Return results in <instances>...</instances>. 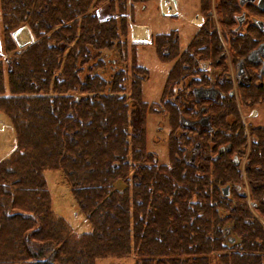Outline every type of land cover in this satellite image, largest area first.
<instances>
[{"label": "trees", "instance_id": "trees-1", "mask_svg": "<svg viewBox=\"0 0 264 264\" xmlns=\"http://www.w3.org/2000/svg\"><path fill=\"white\" fill-rule=\"evenodd\" d=\"M147 1L0 0V111L15 137L0 161V264L131 253L134 264H264V126L240 116L264 104V71L246 63L236 97L210 0H199L203 23L184 50L175 29L151 36L171 66L158 101H145V44L130 41L126 14ZM215 7L235 67L264 34L235 29L238 0ZM22 25L33 41L18 48L11 33ZM149 113L166 117L167 164L147 149ZM45 170L64 173L90 232L53 213Z\"/></svg>", "mask_w": 264, "mask_h": 264}, {"label": "rangeland", "instance_id": "rangeland-1", "mask_svg": "<svg viewBox=\"0 0 264 264\" xmlns=\"http://www.w3.org/2000/svg\"><path fill=\"white\" fill-rule=\"evenodd\" d=\"M180 11L177 15H164L160 9L158 0H148L144 4H135V15L143 22L150 25L152 33H166L176 29L179 34L180 50H184L187 43L197 31L198 27L191 24L190 20L199 12V0H175ZM102 7H108L104 5ZM100 9H98L99 11ZM132 12L129 11L126 16L132 22ZM110 16V15H109ZM108 16V17H109ZM217 17V16H216ZM217 27V24H216ZM218 29H220L218 25ZM130 30V27H129ZM128 30V32H129ZM221 31H219V35ZM1 44V43H0ZM224 50L227 49L223 44ZM138 63L148 68L150 77L142 83V97L145 101L157 102L163 88L167 71L171 63H161L155 53L152 45L137 47ZM228 54L230 51H227ZM0 53L1 45H0ZM257 110V114L255 111ZM240 110L241 120L246 126L248 123L254 126H264V104L249 111ZM0 119L3 120L5 127L0 130V161L9 155L14 149L15 137L8 118L0 111ZM147 130V149L154 152L159 164L168 163L167 153V132L168 125L166 117L162 114L149 113L146 120ZM249 149V141L247 150ZM245 156L242 159V163ZM43 176L46 180L47 188L51 198V210L54 214L63 217L70 225L72 231L76 234L87 233L91 231V225L86 221L85 216L79 210L76 202L70 193L69 184L61 170H45ZM118 185V184H116ZM122 186V184H120ZM246 192L248 187L246 185ZM135 256L131 253L124 257L107 256L98 258L96 264H134ZM12 264H28L27 262H15ZM211 264H217L214 257L211 258Z\"/></svg>", "mask_w": 264, "mask_h": 264}, {"label": "flooded vegetation", "instance_id": "flooded-vegetation-1", "mask_svg": "<svg viewBox=\"0 0 264 264\" xmlns=\"http://www.w3.org/2000/svg\"><path fill=\"white\" fill-rule=\"evenodd\" d=\"M238 5L241 7V12L240 14L237 16V26H236V30L242 29L241 33H244V28L249 25L252 24V26H255L262 34H264V31L261 29L259 22H261L262 24H264V9H261L258 6V0H238ZM217 14H216V7H215V0H210V13H209V17L214 21L215 24V30L217 32V35L222 43L225 44L223 38H222V34L219 35V31L220 29H218V19H217ZM199 20H196V22ZM217 24V27H216ZM198 30V29H197ZM178 32V31H177ZM196 33V32H195ZM194 33V34H195ZM221 33V32H220ZM193 34V35H194ZM179 35V34H178ZM192 38V37H191ZM190 41V40H189ZM261 45H264V42H261L255 49H253L244 60H240L236 66L234 67L232 65L231 62V57H230V53L229 56L227 57L228 54V50H224V55L225 58L228 62V67L231 66L234 68L235 70V75L237 77V81L235 82V84H237L238 82H242L245 80V78L247 77V72H246V63L252 66H256V65H260L262 68L261 72L264 71V50L262 52L258 51V61L257 63L255 62H250L248 60V57L250 56V54L254 51L259 50V47ZM224 47V46H223ZM261 53V54H260ZM257 60V57L255 55L254 57ZM241 68V71L239 72V69ZM236 86V85H235Z\"/></svg>", "mask_w": 264, "mask_h": 264}, {"label": "crops", "instance_id": "crops-1", "mask_svg": "<svg viewBox=\"0 0 264 264\" xmlns=\"http://www.w3.org/2000/svg\"><path fill=\"white\" fill-rule=\"evenodd\" d=\"M158 3H159V6H160V9H161V5L163 4V8L165 10L168 9L170 6L173 7V5H174L175 6L174 8L178 11V14L180 13V11H179V9L177 7V2H175L174 0H158ZM131 12L133 14H132V22L130 21L129 38H130V40L132 42H149L152 35L159 33V32L152 33V30H151L150 25L147 24V23H145V22H143V19H141V18H139V17H137L135 15L134 7L132 8V11ZM98 14H99V16L101 18H107L110 15L109 10H108V7H101L100 10L98 11ZM195 16H197V13L195 14ZM200 18L197 19V20H199V21H197V23L200 22V20L202 22L203 19H202V17H200ZM190 22H191V20H190ZM191 24H193V22H191ZM193 25L196 26V27H198L199 23L196 24V25L195 24H193ZM134 28H137V31H135ZM21 29H24V28H21ZM30 37L32 38L31 35H30ZM31 38H30V40L27 43H24V44H21L18 41L17 42L20 45H25V44H28L29 42H31V40L33 41V39H31ZM138 56H139V53H138V49H137V60H138ZM253 114L256 115V113H254V112H253ZM4 127H5V124H4L3 120L0 119V130H3ZM10 152H9V154H10Z\"/></svg>", "mask_w": 264, "mask_h": 264}, {"label": "water", "instance_id": "water-1", "mask_svg": "<svg viewBox=\"0 0 264 264\" xmlns=\"http://www.w3.org/2000/svg\"><path fill=\"white\" fill-rule=\"evenodd\" d=\"M258 6H259L261 9H264V0H258ZM259 25H260L261 29L264 31V24H262L261 22H259ZM20 28H26V26H22V27H20ZM20 28H19V29H20ZM19 29H16V30H14V31L11 33V36H12L13 38H16V34H17V32L19 31ZM18 46L21 47L20 44H18ZM263 50H264V45H261V46L259 47V50L254 51V52H252V53L250 54V56L248 57V60H249L250 62H255V63H257V61H258V57H259V56H258V53H259L258 51L262 52ZM260 54H261V53H260ZM255 55H256V57H257V60L254 58ZM240 71H241V68L239 69V72H240ZM202 94H203V90H201V89H197V90L195 91V95L198 96V97H200ZM200 124H202V125H206V124H208V123H207V119H206V118H202L201 121H200ZM197 147H198V145L196 144V145L194 146V148H193V151H192V158H191V160H193V156L195 155V151H196ZM228 190H229V186H225V187L222 188V193H223L224 196H227V195L229 194Z\"/></svg>", "mask_w": 264, "mask_h": 264}, {"label": "bare ground", "instance_id": "bare-ground-1", "mask_svg": "<svg viewBox=\"0 0 264 264\" xmlns=\"http://www.w3.org/2000/svg\"><path fill=\"white\" fill-rule=\"evenodd\" d=\"M135 31H137V28H134ZM145 30V29H144ZM137 36V35H136ZM138 37V36H137ZM30 34L27 31L26 28L20 29L16 34V39L19 43L24 44L27 43L30 40ZM139 38V37H138Z\"/></svg>", "mask_w": 264, "mask_h": 264}]
</instances>
